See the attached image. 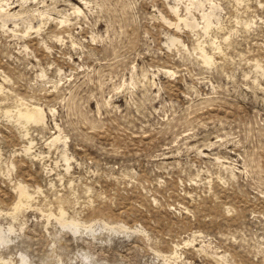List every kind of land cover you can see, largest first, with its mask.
I'll return each instance as SVG.
<instances>
[{
    "label": "rangeland",
    "instance_id": "obj_1",
    "mask_svg": "<svg viewBox=\"0 0 264 264\" xmlns=\"http://www.w3.org/2000/svg\"><path fill=\"white\" fill-rule=\"evenodd\" d=\"M0 264H264V0H0Z\"/></svg>",
    "mask_w": 264,
    "mask_h": 264
}]
</instances>
